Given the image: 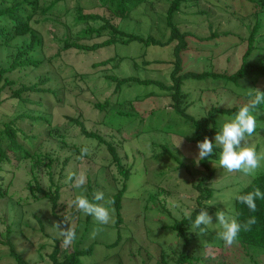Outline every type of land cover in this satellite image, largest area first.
<instances>
[{
  "label": "trees",
  "instance_id": "trees-1",
  "mask_svg": "<svg viewBox=\"0 0 264 264\" xmlns=\"http://www.w3.org/2000/svg\"><path fill=\"white\" fill-rule=\"evenodd\" d=\"M144 4L152 9L156 6L160 8L165 28L169 31L167 39L159 40L152 30L144 37L125 32L119 27V19L130 18L132 12ZM95 10H102L110 17ZM187 11L196 16V20L192 21L187 16ZM59 17H71L72 24L65 25V36L57 39L61 44L60 49L52 55L53 58H46L40 30L45 28L46 22L56 23ZM115 19L117 22H114ZM190 20L193 25L206 22L207 34L203 36L196 31L185 29L189 26L186 22ZM76 27L80 28L74 31ZM103 37L105 39L102 41L91 42ZM132 42L146 47L172 45V84L167 86L135 77L117 79L105 75L104 84L107 87L113 86L111 83L115 84L112 97L103 102L95 100L92 107L97 113L96 124L110 129L113 127L115 134H111L109 141L100 133L88 130L80 112L76 118L66 117L79 129V136L70 138L65 127H59L52 121L51 112L54 105L48 102V97H53L56 104H62L68 90V86L57 83L55 76L50 72L52 59L59 58L66 66L68 64L64 61V55L68 51H75L77 55L82 53L84 57L89 58L91 53L99 52L103 48ZM145 55L146 53L142 54ZM223 56L226 64L219 68L216 63ZM186 57L195 61L204 59L208 61L209 68H206L205 63L199 62L202 68L200 72L194 70L183 73L187 64ZM122 58L124 57L115 56L94 63L87 73L116 67ZM237 58L239 63L234 69L232 60ZM150 64L148 61H142L143 66ZM100 68L102 69L98 70ZM40 69L45 71L28 78L32 72H38ZM87 73H73L75 81L71 86L72 90L83 93L85 88L81 89L79 83L84 81L82 78H85ZM189 79L211 80L215 87L206 91L216 92L220 89L229 92L234 102L228 103L226 100L221 105L219 102L211 103L203 116L196 118L190 115L187 109L194 101H190L189 94L184 91L185 83ZM131 83L157 85L161 94L157 96L167 101L171 108L160 105L141 112L136 110V113L131 114L135 112L131 102L145 97L137 96L130 101H119L117 94ZM257 89L264 92V0H48L43 3L41 0H0V113L4 116V119H0V203L7 204V200L15 202L20 211V217L7 225L4 232H0V251L8 250V256L13 258L16 264H29L17 253L14 240L19 236L26 238L25 228L30 226L26 219L28 207L43 200L44 204H50L49 216L44 217V213L39 211L38 215H32L41 232L45 229V220L52 226L54 221H64L67 217V223L74 228L76 235L83 221L86 223L83 230L88 234L95 219L85 215L72 204L69 207V203L81 193L92 200L96 191H102L106 200L108 196L113 201L111 209L114 210L112 214L115 228L118 229L125 213L123 199L132 172L138 168L137 164L147 170L144 157L142 160L140 156L134 158V162L130 164L126 162L128 154L123 149L125 144L133 143L141 134L152 131L182 136L186 134V141L193 144L202 142L204 137L215 143V135L221 130L222 124L227 118L234 116L240 107L249 103L254 96L253 90ZM250 92L252 96L249 95ZM4 105H12L19 111L7 114L3 111ZM117 105L119 109L113 111ZM257 112L259 115L256 132L249 137V141L253 138L259 139L261 135L264 137V104L258 107ZM109 117L138 120L140 127L133 132L125 131L126 129L121 132L120 124L114 127L108 122ZM152 119L157 120L148 126L147 123ZM178 120L187 126L185 129L189 130L188 133L185 129L182 132L170 125ZM114 138L117 141L114 142ZM261 144L263 143L256 142L257 152ZM157 146L161 148L162 157L159 158L162 161L167 156V159L171 158L178 164L176 170L189 169V166L174 156L166 145ZM84 147L89 151L81 158V149ZM103 149L108 158L94 160V157L101 155ZM63 150L70 153L61 159L59 153ZM221 150L219 146L214 145L212 156L195 162L197 173L184 177L183 182L189 184L190 190L196 192V196L192 206L189 202L183 205L186 206L185 211L175 209L177 213H181L180 218L172 217L173 222L167 228L174 232L178 247L172 249L169 258L162 249L156 264H264L261 257L264 255V199L256 200L255 212L236 200L237 195L252 192L256 188L264 192V170L254 175L244 187H240L228 208L232 216L241 223L249 217L256 219L250 230H241L232 248L226 247L220 238V242L218 240L215 244L201 235L198 229L191 228L200 209L204 208L205 202L214 194L212 184H218L223 176L229 174L219 169L216 171L212 166V161L219 160ZM122 151L124 152L121 155ZM139 154L141 155V152ZM138 160L143 161V164ZM156 161L159 162L158 159ZM74 164L81 168L73 170L70 175L83 173L86 177L85 184L80 188L74 187V181H70V175L65 173L67 168ZM20 165H25L28 178L22 191L10 195L13 178ZM54 167L58 168L57 179ZM112 168L114 172H111ZM175 169L170 170L176 171ZM165 174L166 171L154 178L157 180ZM158 186L157 184L156 189L149 193L150 196L145 200L147 205L148 201L157 200L160 193H169ZM107 187L112 190H107ZM169 214L171 216V213ZM90 223L93 225L88 226ZM208 232L207 229L206 234ZM44 236L53 241V249L49 255L51 264H82L81 258L93 251V245L82 247L83 239L76 243L73 241L71 246L65 247L62 238L46 234ZM119 241L120 237L111 246H117ZM231 250L236 254L234 257ZM212 253H218L222 260L212 258Z\"/></svg>",
  "mask_w": 264,
  "mask_h": 264
},
{
  "label": "rangeland",
  "instance_id": "rangeland-1",
  "mask_svg": "<svg viewBox=\"0 0 264 264\" xmlns=\"http://www.w3.org/2000/svg\"><path fill=\"white\" fill-rule=\"evenodd\" d=\"M45 1L48 0H41L42 3ZM95 12L106 15L102 10H95ZM106 16L110 17L108 14ZM187 16L192 21L196 20V16H192L189 11H187ZM163 19L159 7L156 6L155 9H152L149 5L144 4L135 9L130 18L124 20L119 19L118 23L121 30L125 32L146 37L152 30L153 34H155L159 40H165L168 38L169 31L165 28ZM56 20V23L46 22L45 28L40 30L44 42L43 51L45 52L46 58L52 57V55L57 52L58 48L60 49L61 44L57 39L65 36L66 29L64 26L72 24L71 17H59ZM191 20L186 22L189 26L185 29H189L193 32L196 31L203 36L207 34L205 27L206 22L193 25ZM114 22H117V19H115ZM79 28L80 27H76L73 30L75 31ZM104 39L105 37L94 39L91 42H99ZM171 47L172 45L166 47L151 45L146 47L137 42H132L127 45L118 44L103 48L99 52L91 53L89 58L84 57L82 53L77 55L75 51H66L67 53L65 52L66 54L64 55V61L68 64L66 66L61 63L62 60L59 58L52 59V57L51 62L53 64L50 66V72L55 76L56 81H58L57 83L68 86L62 104L58 105L55 103L53 97H48V102L54 105L51 112L52 121L59 127H65L70 138H76L79 136V129L68 121L66 117L76 118L81 112L83 114L82 120L86 128L100 133V135L105 136L106 140L109 139L110 141L111 136L115 134V130H112L113 127L110 129L109 127L96 124L97 113L92 107L95 100L103 102L105 99L112 97V90L115 84L111 83L113 86L107 87L106 84H104V76L108 75L117 79L135 77L141 80H151L170 86L172 84L170 73L173 70ZM143 53H146V55L142 56ZM115 56L124 57L116 67H108L104 71L100 68L98 70L101 71L97 73L96 71L94 73H87L90 71L92 64ZM142 61H148L151 64L143 66ZM186 62L187 64L184 66L183 73L194 70L200 72L202 68L199 62L205 63L207 65L206 68H209V64H207L208 61L204 59L195 61L186 57ZM232 63H234V69L237 68L239 58L232 60ZM216 64L219 68L223 67L226 64L225 56L220 58ZM44 71V69H40L38 72H32L28 78H32L33 75H38ZM74 72L87 73L85 78H82L84 81L79 83L81 89H86L83 90L82 94H80L79 90H72L73 88L71 86L73 81H75L72 77ZM213 87L215 86L211 80H187L184 91L189 94V100L194 101L193 105L187 109V113L198 118L203 116L204 111L211 103L219 102L221 105L226 100L228 103L234 102V98L229 92L221 91L220 89L216 92H213V90H211V92L206 91L208 88ZM232 88L234 90V86H232ZM159 91L157 85L131 83L130 85L124 86L122 91L117 94V97H120L119 101H130L137 96L146 97L142 100L131 102L135 110V112L131 114L136 113V110L141 112L160 105L170 109L171 107L167 101L157 96L160 94ZM2 108L7 114H13L19 111L18 108L12 105H4ZM118 109L119 107L117 105L113 111H117ZM1 114L2 113H0V119H4V116ZM107 119L114 127L116 124H120L119 129L121 132L125 129V131L129 132L130 130L133 132L140 127L138 126V120L131 121L128 118L115 119L111 117ZM156 120H150L151 122L149 124L147 123V125H153ZM262 124H264V119H262ZM170 125L182 132L187 128V126L183 124V121L180 120L172 122ZM185 131L187 133L189 132V130L186 129ZM186 137V134L182 136L179 134H166L159 131H152L141 134L133 143L128 142V144H125L123 149L128 154L126 162L130 164L134 162V158L137 159L140 156L139 158L142 160V157H144L147 170L141 167V164H137L136 167L138 168L132 172L128 190L123 199V210L125 213L122 216V223L118 229L115 228L113 214L112 222L107 225H101L93 220L92 223H94V225L92 223L88 225H93L88 234L83 230L86 223H84V221L80 223L74 242L76 243L80 241V239H83V241H81L82 247L93 245V251L81 258L82 264H156L159 257L158 255L161 253L162 249L168 255L167 258L171 257L172 249H176L178 244L174 232L169 230L167 226L173 222L172 217L176 219L180 218L179 216L181 213H177L175 209L178 208L179 211H185L186 206L183 205H187L189 202V205L192 206L196 196V192L190 190L189 184L186 185L183 182L185 176L191 177L197 173L195 162L198 160L197 144L187 142ZM80 138L82 137L80 136ZM115 139L116 138L113 140L114 142L117 141ZM250 140L252 142L249 141V143L254 147L256 142L263 143L260 146L259 152H264V137H262V135L259 139L253 138ZM179 144L180 146L177 147ZM157 145H166L174 156L176 155L179 160L189 166V169L182 168L176 170L175 168L178 164L171 158L167 159L166 155V158H163L162 161L159 158L162 151ZM136 148H138L137 150H139V153L141 152V155L136 151ZM124 151L120 154L122 155ZM69 153L68 150L60 151V158H65ZM98 158H108L107 153L104 155V149L101 151V155L97 158L94 157V160ZM156 159H158L159 162H157ZM140 162L143 164V161ZM20 166L18 170L15 169L16 173L13 178V185L10 188V195L22 191L25 186V180L28 178L25 165ZM212 166L215 167L216 171L219 169V171L221 170L222 172L229 173L219 166V160L212 161ZM79 168L81 167L78 164H74L70 166V168H67L65 173L70 175L73 170H79ZM173 168L176 171L170 170ZM263 170L264 161L261 162V167L254 175ZM164 171H166L167 174L163 177L157 180L154 178L159 177ZM111 172H114V168H112ZM54 175L55 179H57L58 168L56 167H54ZM254 175L245 176L239 172H232L223 176V179H221L218 184H212L215 191L210 200L214 205L207 207L205 202L204 208L207 207V211L213 216L214 224L216 223L215 213L217 211H225L226 214L232 216V212L228 210V208L232 203L233 197L237 194L240 187H244ZM161 178L162 181H160ZM157 184L159 185L158 187L169 191V193H160L157 196V200L148 201L147 205L146 201L150 196L149 193L152 192V189H156L155 187ZM106 189L109 191L112 190L110 188L108 189V187ZM142 192H144V196H142ZM107 199H109L108 196ZM43 201L36 202L28 207L26 219L30 226L25 228L27 233L26 238L24 236H19L14 240L17 253L29 264H51L49 255L53 249V241L49 237L44 236V234L58 237L56 230L53 226H50L46 220L43 223L45 226L44 231H39V225L32 216L33 214L38 215V211L44 213V217L49 216L50 204L49 202L44 204ZM14 203L15 202L11 201L8 202V200L7 204L3 202L0 203V232H4L7 225L20 217V211H18L19 207ZM70 205L71 203H69V207ZM45 208L47 209L45 210ZM5 211L6 214H4ZM169 213H171V216ZM3 215L5 217H3ZM94 229L98 230V232L93 238L92 232ZM208 230L209 232L203 236L210 239L215 244H217L218 240L220 242L217 235V232L220 230L218 225L209 226ZM118 237H120L118 245L115 247L111 246L112 243L117 241ZM232 247L233 246H231V248ZM8 255V250L0 251V264H16V261ZM211 255L212 258L222 260L218 253H212ZM232 255L234 257L236 254L232 252ZM261 257L264 261V255H261ZM239 263L240 262H237V264Z\"/></svg>",
  "mask_w": 264,
  "mask_h": 264
},
{
  "label": "clouds",
  "instance_id": "clouds-1",
  "mask_svg": "<svg viewBox=\"0 0 264 264\" xmlns=\"http://www.w3.org/2000/svg\"><path fill=\"white\" fill-rule=\"evenodd\" d=\"M253 92L254 96H252V92L249 93L252 96L250 102L240 107L234 116L227 118L226 122L222 124L221 130L215 135V143L208 137H204L202 142H197L198 160L212 156L215 145L222 149L219 154V166L229 173L239 172L245 176H252L261 167V162L264 161V152H257L256 148L249 143V137L256 132L257 115H259L257 109L261 104H264V92L258 89L253 90ZM179 146L180 144L177 147ZM88 151L87 147L82 148L81 158L86 156ZM68 179L74 181L73 186L77 188L82 187L86 182L83 173H73ZM257 199H264V192L259 188L236 196V200L246 205L252 212L256 211ZM112 203L111 199H105V194L102 191L94 192L92 200L81 193L71 201L74 207L85 215L92 216L101 225L112 222V212L114 211L111 209ZM206 204L207 207L214 205L211 200L207 201ZM207 207L200 209L191 228L193 230L199 229L201 235H204L209 226L218 225L220 230L217 235L226 247H231L236 243L241 230L248 231L256 223L255 217H249L241 223L234 216L226 214L225 211H217L215 213L216 223L214 224L213 216L209 214ZM52 226L58 237L62 238L63 245L65 247L71 246L76 239V232L67 223V217L64 221L54 222ZM97 232L98 230H93V238Z\"/></svg>",
  "mask_w": 264,
  "mask_h": 264
}]
</instances>
